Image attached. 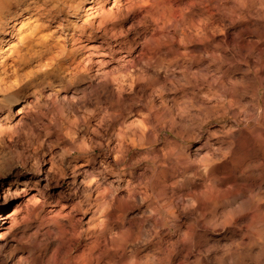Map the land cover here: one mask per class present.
Instances as JSON below:
<instances>
[{"label":"clouds","instance_id":"obj_1","mask_svg":"<svg viewBox=\"0 0 264 264\" xmlns=\"http://www.w3.org/2000/svg\"><path fill=\"white\" fill-rule=\"evenodd\" d=\"M0 264H264V0H0Z\"/></svg>","mask_w":264,"mask_h":264},{"label":"rangeland","instance_id":"obj_2","mask_svg":"<svg viewBox=\"0 0 264 264\" xmlns=\"http://www.w3.org/2000/svg\"><path fill=\"white\" fill-rule=\"evenodd\" d=\"M6 211V210H5Z\"/></svg>","mask_w":264,"mask_h":264}]
</instances>
